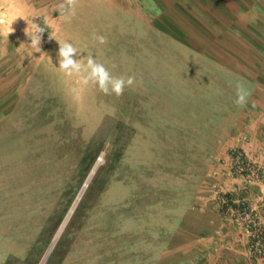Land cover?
Masks as SVG:
<instances>
[{
  "label": "rangeland",
  "instance_id": "374dc122",
  "mask_svg": "<svg viewBox=\"0 0 264 264\" xmlns=\"http://www.w3.org/2000/svg\"><path fill=\"white\" fill-rule=\"evenodd\" d=\"M170 1L78 0L66 20L62 0H0L16 18L8 37L0 27V264H164L211 173L232 174L236 85L264 31L244 41L202 13L188 15L196 30H171ZM32 25L52 60L30 46ZM56 40L135 83L120 97L79 84L58 69Z\"/></svg>",
  "mask_w": 264,
  "mask_h": 264
},
{
  "label": "crops",
  "instance_id": "0c3cea01",
  "mask_svg": "<svg viewBox=\"0 0 264 264\" xmlns=\"http://www.w3.org/2000/svg\"><path fill=\"white\" fill-rule=\"evenodd\" d=\"M201 13L210 16L208 21L214 25L222 23L219 17L224 15L227 29L244 30V41L256 40L246 33L264 31V0H172L163 11L170 29L177 31L196 30L188 15ZM251 50H244L243 77L251 95L228 127L225 154L230 161V150L240 149L264 172V40L251 45ZM211 175V184L182 220V237L186 240L164 264H254L249 255L247 229L238 217L222 208L219 197L230 194L242 200L264 225V181L246 183L242 177L231 174L229 167Z\"/></svg>",
  "mask_w": 264,
  "mask_h": 264
},
{
  "label": "clouds",
  "instance_id": "9594fccd",
  "mask_svg": "<svg viewBox=\"0 0 264 264\" xmlns=\"http://www.w3.org/2000/svg\"><path fill=\"white\" fill-rule=\"evenodd\" d=\"M77 4L78 0H62L56 11L66 20H70L71 17L76 14ZM15 20L16 18L6 20L4 15L0 13V27L5 24L8 25V30L5 33L7 37L15 31L12 27ZM24 31L25 35L30 38V46L35 49V52L40 53V56H49L47 53L43 52L41 48L42 33L45 32V29L37 25H32L31 34L28 31V26ZM52 39L55 38L49 36V40ZM94 39L100 44H105L107 42L104 36L94 35ZM56 42L58 43V50L56 53L58 69L68 77L76 76L79 84L87 86L91 83L98 86L99 90L105 95L114 94L120 97L124 94L125 87H130L135 83L134 76H129L127 78L123 76H113L105 65L98 62L91 54L87 56L86 63H83L78 59V56H81V52H79L71 42L67 40L63 42L56 40ZM23 44L25 43L21 42L19 47ZM49 58L51 59L50 56ZM250 95L251 93L245 88L244 84L238 82L236 85V98L234 103L239 107H244Z\"/></svg>",
  "mask_w": 264,
  "mask_h": 264
},
{
  "label": "built area",
  "instance_id": "2783aa9c",
  "mask_svg": "<svg viewBox=\"0 0 264 264\" xmlns=\"http://www.w3.org/2000/svg\"><path fill=\"white\" fill-rule=\"evenodd\" d=\"M234 165L232 174L245 179L246 183H256L264 181V172L257 162L251 160L246 154L236 149L232 152ZM219 202L222 208L238 217L244 227L250 232V253L255 259H264V225L259 217L244 205V202L232 196L220 195Z\"/></svg>",
  "mask_w": 264,
  "mask_h": 264
},
{
  "label": "bare ground",
  "instance_id": "6f19581e",
  "mask_svg": "<svg viewBox=\"0 0 264 264\" xmlns=\"http://www.w3.org/2000/svg\"><path fill=\"white\" fill-rule=\"evenodd\" d=\"M20 159V158H19ZM2 195V194H1ZM0 199H2V197L0 198ZM69 218V217H68ZM68 218L65 220V222L64 223H66V221L68 220ZM28 220H30V219H28ZM35 227V226H37V222L36 221H34L29 227H27V228H25V229H23V233H22V235H24L26 238L28 237H30L32 234H33V232H35V230H31L30 231V228L31 227ZM52 247H53V244H52ZM52 247L49 249V251H48V253L51 251V249H52Z\"/></svg>",
  "mask_w": 264,
  "mask_h": 264
}]
</instances>
